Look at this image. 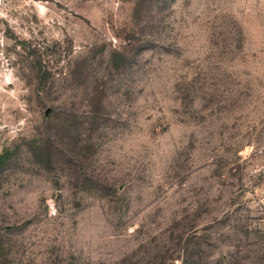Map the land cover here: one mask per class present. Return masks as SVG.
Segmentation results:
<instances>
[{"label":"rangeland","instance_id":"obj_1","mask_svg":"<svg viewBox=\"0 0 264 264\" xmlns=\"http://www.w3.org/2000/svg\"><path fill=\"white\" fill-rule=\"evenodd\" d=\"M264 264V0H0V264Z\"/></svg>","mask_w":264,"mask_h":264},{"label":"trees","instance_id":"obj_2","mask_svg":"<svg viewBox=\"0 0 264 264\" xmlns=\"http://www.w3.org/2000/svg\"><path fill=\"white\" fill-rule=\"evenodd\" d=\"M182 264H188V261H185V260H184V261L182 262Z\"/></svg>","mask_w":264,"mask_h":264}]
</instances>
